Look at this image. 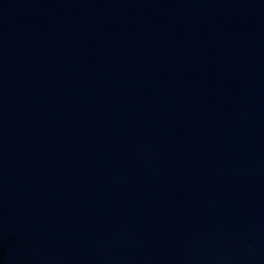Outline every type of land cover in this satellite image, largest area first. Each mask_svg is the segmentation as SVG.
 Listing matches in <instances>:
<instances>
[{
    "label": "water",
    "instance_id": "1",
    "mask_svg": "<svg viewBox=\"0 0 264 264\" xmlns=\"http://www.w3.org/2000/svg\"><path fill=\"white\" fill-rule=\"evenodd\" d=\"M0 264H264V0H0Z\"/></svg>",
    "mask_w": 264,
    "mask_h": 264
}]
</instances>
